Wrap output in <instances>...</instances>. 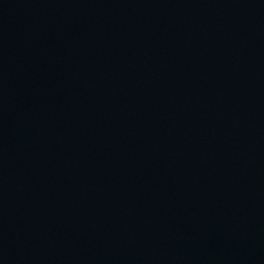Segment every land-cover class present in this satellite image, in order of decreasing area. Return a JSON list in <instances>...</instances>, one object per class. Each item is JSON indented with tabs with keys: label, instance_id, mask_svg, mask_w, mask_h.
<instances>
[{
	"label": "water",
	"instance_id": "1",
	"mask_svg": "<svg viewBox=\"0 0 264 264\" xmlns=\"http://www.w3.org/2000/svg\"><path fill=\"white\" fill-rule=\"evenodd\" d=\"M0 264H264V0H0Z\"/></svg>",
	"mask_w": 264,
	"mask_h": 264
}]
</instances>
